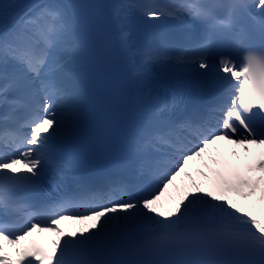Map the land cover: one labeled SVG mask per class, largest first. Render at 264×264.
I'll list each match as a JSON object with an SVG mask.
<instances>
[{"label": "snow or ice", "instance_id": "1", "mask_svg": "<svg viewBox=\"0 0 264 264\" xmlns=\"http://www.w3.org/2000/svg\"><path fill=\"white\" fill-rule=\"evenodd\" d=\"M251 8L262 17L258 26L238 29L240 16L255 19ZM107 9L138 89L150 91L158 65L176 77L195 73L224 91L209 105L188 106L177 82L168 89L170 102L155 108L140 104L138 91L122 149L147 182L136 188L116 179L92 191L75 162L52 158L54 141L78 128L74 52L89 22L73 20L55 2L17 14L0 32V104L14 111L22 102L8 93L17 89L33 103L13 128L8 113L0 117V213L18 211L23 218L19 227L0 221V264H264V0H114ZM162 24L177 34H158ZM136 27L145 36L133 48L129 35ZM254 40L261 47L246 51L239 64L228 54ZM193 162L210 169V175L197 170L207 190L189 171ZM53 168L70 173L78 190L36 207L24 197ZM185 178L194 191L178 184ZM65 222L82 227L65 232ZM42 233L55 238L47 245L32 238ZM122 242L129 243L118 256L99 258Z\"/></svg>", "mask_w": 264, "mask_h": 264}, {"label": "bare ground", "instance_id": "2", "mask_svg": "<svg viewBox=\"0 0 264 264\" xmlns=\"http://www.w3.org/2000/svg\"><path fill=\"white\" fill-rule=\"evenodd\" d=\"M93 1L94 4H101L105 6L103 9L97 10V16L101 23L102 31L104 33V36L106 37L107 50H106L105 58L109 69H112L114 71L118 70V73L115 72L116 85L122 98L127 100L131 96L129 93V88L132 87V85H136V83L131 79L130 73L129 76H125L120 73L122 71V68L124 67L128 68V67L124 59V56L121 52L118 28L115 25H113L108 19L107 5L113 3L114 0H93ZM53 2L63 4L69 10V5L66 0H0V32H2L5 28L10 27L12 25L13 18L17 14L28 11L30 6L53 3ZM172 26L173 25L171 24L161 25V27H172ZM136 36H142V38L144 39L145 29L142 27H136L130 30L129 44L133 48L140 47L143 44V43L136 44L134 42L133 37ZM164 75L171 76L172 74L164 70V74L155 75L154 72L152 71V79L150 81L151 87L155 85L154 79L165 77ZM76 107L78 109V103L76 104ZM65 118L69 119L68 116H66ZM92 122H93V115L92 113H90L89 120L86 126L84 127L83 137H87L89 135L90 124ZM80 133H81V129L78 125L77 131L74 134L58 138L56 141H54V143L60 144L64 149H70V146L72 145V143L75 141V138L78 137ZM222 147H224L225 149L230 148V146H222ZM225 158L232 163H237L239 161L238 157H232L230 155H227V153L225 154ZM205 159H207V157ZM197 170L210 175L211 174L210 169L204 167L200 162H193L189 166V171L192 172L197 182L201 184V188L207 190L209 185L197 174ZM146 178L148 179L147 176ZM178 184H181L190 191H194V189H191L189 187L191 181L186 178L178 181ZM173 191L174 192L170 193L169 195L175 197L176 196L175 190L173 189ZM167 206H168V197L165 198V207ZM80 227L82 226L72 222H65L64 224L61 225V228H63L65 232L74 231ZM33 236H38L41 239L48 241L49 243L52 239L55 238L53 235L48 233L34 234ZM8 251L11 252L12 250L8 249Z\"/></svg>", "mask_w": 264, "mask_h": 264}, {"label": "rangeland", "instance_id": "3", "mask_svg": "<svg viewBox=\"0 0 264 264\" xmlns=\"http://www.w3.org/2000/svg\"><path fill=\"white\" fill-rule=\"evenodd\" d=\"M69 118V117H68ZM174 192L173 190L170 191V193Z\"/></svg>", "mask_w": 264, "mask_h": 264}]
</instances>
